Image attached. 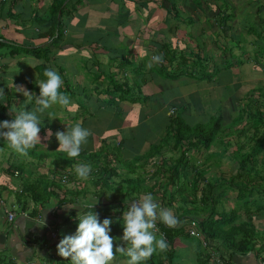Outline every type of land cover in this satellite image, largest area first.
Returning <instances> with one entry per match:
<instances>
[{"label":"crops","instance_id":"obj_1","mask_svg":"<svg viewBox=\"0 0 264 264\" xmlns=\"http://www.w3.org/2000/svg\"><path fill=\"white\" fill-rule=\"evenodd\" d=\"M241 28L255 36L251 45L255 48V55L260 54L257 59L263 63L264 0H0V84L5 88V95L0 96V106L7 108L6 119L11 120L20 110L30 111L36 107L34 98L29 102L15 88L23 86L39 96L37 84L46 79L43 75L46 68L59 72L63 79L61 91L71 98L69 107L54 105L40 117V142L34 148L45 153L53 151L55 155L40 164L34 159L37 157L30 155L31 158L28 156L27 159L19 155L13 158L12 163L0 167V196L17 214L10 224L4 209L0 207V260L7 259V253L12 256L9 264H33L31 260L34 255H50L47 252L50 246L45 242L47 236L55 227L59 229L60 221L64 222L75 212L76 207L71 210L65 208H70V204L58 207L51 203L57 204L58 200L51 199L48 200L49 206H38L36 216L32 218L29 214L35 209L33 202L29 210L27 205H17L15 189L22 188L24 181L38 183L40 178L35 180V173L51 178L50 172L55 169L66 173L69 180L76 177L74 168L78 163L90 164L94 169L102 167L106 157L112 154L103 150L104 145L108 144H116L127 153L128 150L137 151L139 147L146 150L154 143L166 144L155 159L161 157L171 165L181 151L175 148L173 135L168 137L171 121L178 114H183L190 125L208 123L220 115L223 119L234 118L228 108L231 101L238 98L231 97L230 92L232 90L234 93L238 88L230 63L235 58L225 57L222 63L214 55L232 53L222 50L221 41L223 38L234 39ZM161 53L163 62L150 64L151 57ZM170 53H174L177 61L174 62L173 58L171 62ZM184 59L189 60L184 67L189 66L191 73L179 78L167 77V73L184 68ZM162 64L166 72L159 68ZM17 73L19 75L16 76ZM30 84H36L38 89L34 90ZM99 86H103V89L100 90ZM62 109L66 111L64 117ZM171 110H174L173 115H170ZM76 122L89 129L92 135L82 146L77 161L65 166L72 160L66 153L57 150L59 143L55 133L66 131ZM49 130L52 136L45 139ZM232 138L237 137L235 134L225 139L221 136L207 151L199 148L190 150L188 155L192 157L189 160L192 169L187 180L189 187L195 177L200 190L207 184L203 183V177L209 182L214 181L211 177L214 175L211 168L214 165L204 162L215 164L219 158L217 156L216 159V154L225 153L231 158L227 149L232 146ZM0 143L6 142L0 140ZM124 157L127 161L135 160L128 155ZM202 161L209 172L204 168L198 169ZM96 164L99 166L95 167ZM117 166V172L121 175L113 179L115 183L122 181L121 176L125 177L121 166ZM141 167L138 174L146 179V187L151 188L157 180L151 178L155 168L149 174L144 164ZM45 168L47 173H44ZM16 171L20 173L19 177L13 176ZM197 171L203 175L196 174ZM90 179L68 182L60 199L87 204L91 201L88 199L95 197ZM158 181L162 182V179ZM150 182L152 184L148 186ZM83 190L86 194L75 200L78 191L83 193ZM169 190L170 193L175 192L173 188ZM191 192L188 189L187 195ZM146 193L151 192L143 194ZM155 193L158 202L163 207L171 208L179 220L180 223L173 228L182 226L187 230L189 224L184 220L186 216L190 215L191 221L201 223L210 215L211 206L203 203L202 194L198 195V201L189 195L191 204L181 203L178 198L176 204L170 207L159 200L164 194L162 188L155 189ZM212 195H216L215 189ZM235 198L233 208L237 206V194ZM96 201H99L96 205L109 204L110 215L119 218L121 202L111 203L108 195L101 202ZM200 202L201 206L198 205ZM196 207H200L202 214ZM192 208L195 211L189 214L188 210ZM44 215L47 226L40 227ZM239 216L246 220L245 210L241 209ZM252 217L260 235L257 250L234 256L231 264H264V212L255 213ZM175 244L182 250L180 241ZM185 246L188 247L187 244ZM190 252L196 255V264L201 255L207 257L210 254L198 240L190 243ZM226 257L229 258V255ZM208 264L217 263L211 257Z\"/></svg>","mask_w":264,"mask_h":264},{"label":"trees","instance_id":"obj_2","mask_svg":"<svg viewBox=\"0 0 264 264\" xmlns=\"http://www.w3.org/2000/svg\"><path fill=\"white\" fill-rule=\"evenodd\" d=\"M170 54L172 56L171 62L173 63V58H175L174 62L177 61L176 56L173 55L174 53ZM36 56L39 55L36 54ZM262 56L264 57V53ZM188 62L189 60H185L183 62V67L185 66L184 64ZM163 66L164 64H162V67L159 68L161 69V71L166 72V70L163 69ZM39 69L37 70L38 72ZM204 71L206 70L204 69ZM190 73L191 72H189V66H186L182 69L177 68L174 73H167V77L179 78L181 76L189 75ZM29 86L33 87L34 90L38 89L36 84H30ZM0 88H2L1 84ZM255 91L256 89H252L250 91L251 94H246V98L250 99L249 97L251 95H254ZM257 91L259 92V94L258 99L254 98V100L256 101L255 103H251V101H249V103H244L241 107H239L242 100L237 99L238 104L236 100L231 101L228 110L230 112H237L238 109V111L240 112L239 118H231V120L225 118L223 119V116L220 115L218 117L212 118V120H210L208 123H198L196 125H190L184 119L183 114H178V116L171 121L168 137L173 135L175 148L181 151L178 158L174 162H172L171 165L167 164V161L165 159H162L161 162H159L157 159V161H155V158H157V156H160V149L157 148V150L154 149V151L133 161H127L123 159H120L119 161L117 156L112 153L108 155V157H106V160L104 161L105 163H102V167H98L96 169L92 167V170H94L91 172L90 176H93L94 178L90 179L91 177H89V179L91 181L92 187L95 190V200H100L101 202L102 199L107 197L108 195L109 199H111V203H122V208L119 212V215L121 217L119 219L110 215L109 211L111 208L109 204H99L93 208V212L98 214L101 223L105 218L111 219L112 224L110 225V235L116 239L117 243L119 238H121L123 235L122 217L124 211H127V205L129 201L138 200L141 194L145 193L146 191H150L155 197V189L162 188L164 194L161 198H159V200L161 199L164 205L170 207H173L174 204H176L178 198L181 199V203L191 204L192 199L189 195L195 197V200H197L199 194L203 195V203L206 206H211V208L209 211V217L199 223V227L208 240L209 245L212 247V251L215 252L216 255L218 254L217 256L221 261H223L224 264H231L232 258L236 255L243 256L247 255L249 252H253L255 249L257 250V239L258 237H260V235L256 226L253 224L252 216L255 215V213L258 215L260 212H264V204L253 200L254 194H259L258 196L264 198V172H262V170L260 169V165L264 166V158L262 157V155L264 154V112L261 111V108L263 107L262 102H264V99L261 98L264 97V88L258 89ZM247 106H250L249 109ZM245 113H247V115L248 113H250L248 116L252 121L247 131L249 133L248 135H246L244 132H241L242 129H238V126L243 123V118L241 117ZM6 118L7 108L5 106H0V122L5 121ZM232 125L234 126L232 127ZM234 134L239 139L244 138L243 141L236 143L237 149L235 151L230 152V149H227L231 154V160L237 163V168L235 169L236 175H233L230 178H216L215 182H209L206 178L204 179L203 177V183H207L203 190H200L199 181L195 180V177L191 183V187H189V182H187V180L188 175L192 169L189 161L192 157L188 155L190 150L196 148L204 149L206 151L210 150L211 147L218 141V139L221 138V136L225 139L226 137L234 136ZM246 141L250 143V145H247L250 147L248 148V150L244 151V149L246 148ZM229 148L232 147L229 146ZM28 155L37 157L38 160L49 159V156H47L46 154L38 155V153L36 154L34 151L28 152ZM70 159L72 160V163L67 162L66 164H64L65 166H71L73 162L77 161L78 157ZM149 162L155 164V170L151 175V178H154L153 180L157 179L151 188L146 187V179L138 176L139 174L134 175V177H127L126 175L125 177L122 176V181L120 182L119 188L113 187V185L115 184V182H113V179L118 178L121 175L119 172H117L118 164L122 169L128 170L130 174H136L138 173V170L142 168V164L147 166ZM97 164L95 167L99 166ZM65 166L61 165V167ZM166 166L168 167L166 168ZM96 170L98 171V173H95ZM196 174L203 175V173L199 171H197ZM50 175L53 178H50L48 175H41L38 183L24 181L21 188L22 192H17L15 194L16 204L19 206L21 204L26 205L27 203V200H24L23 198L24 195H26L28 199L32 200L35 203V209L29 214L32 218L36 216L37 207L43 205L47 206L49 202L48 200H58L57 204L51 202L53 205L58 207H62L65 204H72V202L70 201L71 199H60V194L62 193V195H64V187L69 184L68 182L75 183L78 179L76 177H70L68 181L63 182L65 176L64 173L56 171L55 169L51 170ZM159 178L162 179V182L158 181ZM164 180H166L167 182L163 183L165 182ZM169 188L175 189V192L170 193ZM188 189H190L192 192L190 194L188 193L187 195ZM214 189H218L219 193L213 197L212 193ZM235 189L237 192V206L230 210H227L226 207H222L223 209H220V201L227 196V191L231 192ZM82 194H86V191L85 193H81V191H78L75 196V200ZM95 202L99 203V201ZM7 206L9 208L10 204L7 203ZM10 207V211H15L12 206ZM253 207L256 209L253 210ZM241 209L245 210L246 220L244 221L239 216V212ZM91 210L92 209L86 207L83 213ZM194 211V208L188 210L189 214L193 213ZM76 217L77 213L73 212L64 219V222H62L64 224L63 237H59V235L58 237L56 236V241L53 242L54 244L48 247L47 252H50V250H54L56 255L59 258H62L57 253V245L65 236L75 234L78 226V220L76 219ZM7 221L10 224L13 223L9 221L8 217ZM160 226L167 238L166 242L169 247L166 251H157L147 261L142 262V264L175 263L177 253V246L175 242L177 241V239L186 235L185 228L182 226L169 228L164 224H160ZM209 253L210 254L207 257H203L201 255V257L198 258V264H208L209 258L212 257L211 251H209ZM227 255H229V258L226 257ZM62 260V262L58 261L56 263L71 264L70 260H65L64 258H62ZM0 264L4 263H2L0 260Z\"/></svg>","mask_w":264,"mask_h":264},{"label":"clouds","instance_id":"obj_3","mask_svg":"<svg viewBox=\"0 0 264 264\" xmlns=\"http://www.w3.org/2000/svg\"><path fill=\"white\" fill-rule=\"evenodd\" d=\"M163 54L151 57L150 64L162 63ZM41 80L39 96L30 93L23 86H16L29 102L35 99L36 107L30 111L20 110L11 120L0 122V140L16 153L27 156L37 142H40L41 116L54 105L68 107L71 104L69 94L61 91L63 79L53 68H46ZM5 95L0 88V96ZM91 131L77 122L66 131H57L55 137L59 143L57 150L67 154L69 158L79 157L82 146L86 145ZM52 136L49 130L45 139ZM92 172L90 164L78 163L74 173L78 180H88ZM67 180V177H65ZM71 186V185H69ZM97 203L85 205L92 209L85 213H77L78 226L74 235L65 236L57 245V253L71 264H112L117 253L126 257L124 264H142L157 251H166L169 247L163 234L159 236V222L172 228L180 222L171 208L163 207L151 193L143 194L138 200L129 201L127 211L123 213V235L120 243L110 235L111 219L105 218L101 223L98 214L93 212ZM68 210L74 208L65 207ZM40 227H46V217ZM161 227V226H160ZM162 230V229H161ZM163 232V231H162ZM192 238V237H191Z\"/></svg>","mask_w":264,"mask_h":264},{"label":"rangeland","instance_id":"obj_4","mask_svg":"<svg viewBox=\"0 0 264 264\" xmlns=\"http://www.w3.org/2000/svg\"><path fill=\"white\" fill-rule=\"evenodd\" d=\"M242 29L243 28H241L240 33H238L237 36L234 37V39H224L223 38L222 41H221L223 43L222 44V50L223 49L224 50H228V51H230L232 53H220L218 55L219 58H218L217 54L214 55L215 59H217V60L220 59V61H222V63L225 60V57L227 58V57L230 56V57L235 58V59H233L230 62L233 66H231V65L230 66H231V69H232V74H234L235 77H236V79L234 80L236 82L235 86L238 87V88L235 90L234 93H233L232 90H230V92H231V97L237 96L238 100H242L240 105H239V107H241L242 104H244V103H249V101H251V103H255L256 101L254 100V98L258 99V94H259V92L257 90L264 88V57H263V63L260 61V59H257V58L260 57V54L255 55V48L251 45L252 42L255 40V36H253L251 33L248 34L249 32H244ZM245 33H246V36H245ZM228 42H230V43H228ZM257 50H259V48ZM263 50H264V48H263ZM219 63H221V62H219ZM17 75H19V73H17L16 76ZM232 78H233V76H232ZM222 80H223V78H222ZM99 89L102 90L103 86H99ZM252 89H256L255 94L251 95L249 97L250 99L246 98V94H251L250 90H252ZM234 98H236V97H234ZM261 98L264 99V97H261ZM238 100H236L237 104H238ZM262 105H263V107L261 108V111L264 112V102H262ZM236 107H237V105H236ZM247 107L249 109L250 106H247ZM61 113L63 114L62 117H64L66 115V111L64 109H62ZM70 113L71 112L69 111V114ZM230 113L233 115L232 116V117H234L233 119H235L237 117L239 118V113L240 112L238 111V109H237V112H230ZM249 114L250 113H248V115ZM248 115H247V113L242 115L241 118H243V120H242L243 123L238 126L239 127L238 129H242L241 132H244L246 135L249 134L247 131H248L249 126H250V124L252 122L249 119ZM6 120H9V118L6 119ZM244 124H245V126H244ZM233 126L234 125H232V127ZM243 140H244V138L243 139H239V138H235L234 139V138H232L231 139V143H230V145L232 144V146H231L232 148H230V152H233V151H235L237 149L236 141L238 143V142L243 141ZM4 144L0 143V163H1L0 167H3L4 165H8L9 163H12L15 160L13 158H15L16 156L20 155V154L16 153L15 151H13L11 148H9L6 143H4ZM165 145L166 144L156 145V143H154V145L147 146L146 150H143L142 148L139 147V149L137 151L128 150L129 152L127 153V151H125L124 148L121 149L120 147H116V144H112V145L108 144V145H104L103 150H105L106 153L110 152V153L115 154L117 156L118 160L120 161V159L124 160V158H125L124 156H127V155H128V157H131L133 159H137V158L141 157L140 155H143L144 153H147L149 151H153L154 147L157 150V148L161 149ZM245 145H246L245 146L246 148L244 149V151L248 150V148L250 146H247V145H250V143H248L246 141ZM149 147H151V148L149 149ZM116 149H119V150H116ZM31 151H34L36 154L37 153L38 154H42V153L46 154L47 156H49V159L52 157V155H55V153L53 151H46V153H45L44 150H40L39 148L35 149L34 147L29 150V152H31ZM11 153L14 154L13 157H11ZM56 155H57V153H56ZM28 156L29 155L27 154V156H24V157H26L28 159ZM215 156H216V159H217V156L219 157L217 159V161H215V164H212L211 161L204 162L205 164L208 163L207 165H214V167H211L212 171L214 172V175L211 176V177L213 178L214 181H216V178H218V179L221 178V177L230 178L231 176L236 175V171H235V169L237 168V163L236 162L232 161L231 158L225 153L220 154V155L216 154ZM262 157L264 158V154L262 155ZM34 159L36 161H39V164L41 163V161H45L44 159L43 160H38L37 158H34ZM133 159H130V160H133ZM158 159H159L158 161H160L161 157H159ZM155 161H156V159H155ZM114 163H116V162H114ZM91 164L94 165L93 162H91ZM148 164H149V166H146L145 168L147 170L146 172H148L150 174L151 172H149V171H152V169L155 168V164H152L151 162H149ZM205 164H203V161H202L201 166L199 165L198 169H200V170L203 169ZM41 168H44V167H41ZM204 169L206 170V172H209V169H206V168H204ZM260 169L262 170V172H264V166L260 165ZM56 171H58V170H56ZM122 171L125 173V175L127 177H134V175H138V173L130 174L128 170H124L123 169ZM47 172L48 171L45 168L44 169V173H47ZM140 172H143V171L141 170ZM37 175H38V172L35 173V178H34L35 180H37L38 178L41 177V175H39V176H37ZM51 178H53V177L51 176ZM151 184H152V182L148 183V186L151 185ZM119 186H120V182H117V181L113 185L114 188H117ZM79 189L80 188H78V190ZM92 190H94V189H92ZM227 190H229V189H227ZM82 192L85 193V190H83ZM218 192H219V190L215 189V194L216 195L218 194ZM236 194H237L236 189L233 190L232 192H230V191L228 192L227 191V196L223 200L220 201L221 202L220 205H219L220 209L222 207H226L227 210L232 209L236 205L235 204V202H236V198H235ZM258 195L259 194H254L255 197L253 198V200H256L257 202H259V203L261 202L262 204H264V198H262V197H260ZM23 198H24V200H27L26 205H27L28 210L31 209V205H32L33 201L28 199L26 197V195H24ZM88 200H91V201L87 202V204H94L95 201H96L95 197L94 198L91 197V199H88ZM105 202H106V200H104V203ZM201 203L202 202H200L198 205L201 206ZM84 205L83 204H77V202L74 201L69 206H70V208L76 207L75 208V212L76 213H83L84 209H85ZM51 207L52 206L48 207L47 209H49ZM9 208L11 209L10 206H9ZM196 208L198 209L199 214H202L201 210H200V207H196ZM119 218H120V216H119ZM119 218H117V219H119ZM184 220H186V222L188 224L191 221L189 216H186ZM53 225H55V223ZM54 231L56 232L57 237H58V235H59V237L60 236L63 237L64 224L62 223V221H60V223H59V229L57 230L56 227H55ZM185 231H186V235L189 236L188 233H187V230H185ZM186 235L182 236L181 238L177 239V241H176V242L180 241L181 244H183V246H182V250H180L179 247H176V252L177 253H176V259H175V263L174 264H196L197 257H196V255L194 253L190 252V243H193L195 240H198V239L194 240V238H189L190 236L187 237ZM49 238L51 240H49ZM56 238L53 236L52 232H50V234L47 236L45 242L47 243L48 246H51L52 244H54L53 242L56 241ZM58 239H60V238H58ZM198 241L201 243V246H202V241L201 240H198ZM118 243H119V240H118ZM185 244H187L188 247L185 246ZM194 248L197 249V246H195ZM222 255H224V254H222ZM39 256L40 255H37V254L33 256L34 259L31 260L33 264H57L56 262H58V261L62 262L63 261L62 258H59L56 255L54 250H50V255H47V254L43 253L42 256H40V257ZM5 257L7 259H1L2 263L8 264V263L12 262L11 261L12 256L10 254L6 253ZM126 259H127L126 257L121 256L119 253H117L116 256H115L114 261L112 262V264H124V261ZM16 264H20V263L17 262Z\"/></svg>","mask_w":264,"mask_h":264},{"label":"built area","instance_id":"obj_5","mask_svg":"<svg viewBox=\"0 0 264 264\" xmlns=\"http://www.w3.org/2000/svg\"><path fill=\"white\" fill-rule=\"evenodd\" d=\"M174 114V110H171L170 111V115H173ZM95 173H98V171L96 170ZM20 173L19 172H14L13 176L14 177H19ZM64 181H67L68 180V177L66 175V173L64 174ZM65 177H67V180H65ZM21 193L22 192V189H15V193ZM0 207H2L9 219L10 222H14L16 217H17V214L16 212L13 210V211H10L8 206H7V202L6 200L3 198V197H0ZM157 227L159 228V232L157 233L158 235L160 234H163L164 237L166 238L164 232H162L161 230V227L159 225V222L157 224ZM53 236L56 237L57 234L55 231H51ZM187 233L190 237L194 238V239H198V240H201L202 241V246L204 249H207L209 251H211V255L213 257V259L216 261L217 264H224L223 261L220 260V258L216 255L215 252L212 251V247L209 245V242L208 240L206 239L205 235L202 233V231L200 230V227H199V222L196 221V220H192L189 225H188V228H187Z\"/></svg>","mask_w":264,"mask_h":264}]
</instances>
